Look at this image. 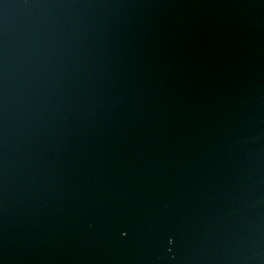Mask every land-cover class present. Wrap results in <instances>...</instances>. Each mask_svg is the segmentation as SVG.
Returning a JSON list of instances; mask_svg holds the SVG:
<instances>
[{
	"label": "water",
	"instance_id": "95a60500",
	"mask_svg": "<svg viewBox=\"0 0 264 264\" xmlns=\"http://www.w3.org/2000/svg\"><path fill=\"white\" fill-rule=\"evenodd\" d=\"M0 264H264V0H0Z\"/></svg>",
	"mask_w": 264,
	"mask_h": 264
}]
</instances>
